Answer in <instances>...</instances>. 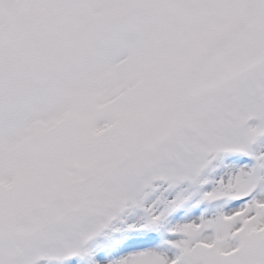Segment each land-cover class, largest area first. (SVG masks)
I'll return each mask as SVG.
<instances>
[{
  "label": "snow or ice",
  "instance_id": "obj_1",
  "mask_svg": "<svg viewBox=\"0 0 264 264\" xmlns=\"http://www.w3.org/2000/svg\"><path fill=\"white\" fill-rule=\"evenodd\" d=\"M0 264H264V0H0Z\"/></svg>",
  "mask_w": 264,
  "mask_h": 264
}]
</instances>
